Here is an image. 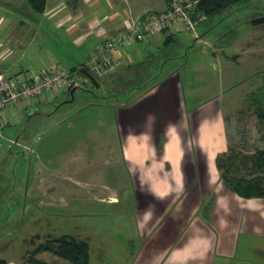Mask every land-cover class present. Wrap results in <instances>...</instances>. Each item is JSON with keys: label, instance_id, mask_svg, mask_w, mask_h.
<instances>
[{"label": "crops", "instance_id": "crops-1", "mask_svg": "<svg viewBox=\"0 0 264 264\" xmlns=\"http://www.w3.org/2000/svg\"><path fill=\"white\" fill-rule=\"evenodd\" d=\"M171 2L47 0L38 13L27 0H0V72L22 78L64 66L61 59L71 60V68L90 66V52L105 38ZM175 32L164 28L120 48V65L101 75L108 84L120 82L131 89L126 100L115 95V128L106 143L125 169V198L134 200L141 246L131 264H264V197H243L227 188L216 167V157L230 143L223 109L209 99L188 98L185 67L168 70L154 53L174 40ZM151 57L153 71L143 75ZM62 92L54 88L4 108L0 155L4 141L11 143L14 135L5 132L6 124L21 121ZM102 146L95 151L107 150ZM109 160L117 162L113 156ZM100 198L119 202L114 188ZM30 250L18 260L5 259L6 264H26L23 257ZM36 258L62 264L47 251Z\"/></svg>", "mask_w": 264, "mask_h": 264}, {"label": "rangeland", "instance_id": "rangeland-1", "mask_svg": "<svg viewBox=\"0 0 264 264\" xmlns=\"http://www.w3.org/2000/svg\"><path fill=\"white\" fill-rule=\"evenodd\" d=\"M263 16L264 0H242L194 19V31L175 32L174 40L154 52L168 70L185 67L188 98L196 95L220 105L230 143L243 154L264 147V127L255 115L256 100H264V22L252 23ZM152 58L144 64L143 75L152 73ZM60 61L70 69L75 65ZM88 68L98 87L76 72L84 90L75 91L71 99L70 89H62L54 100L5 126L14 135L11 143L4 141L0 155L2 259L18 260L49 236L63 234L89 243L90 264H131L141 246L134 200L126 199L121 189L125 169L106 144L115 128V95L126 100L131 89L120 82L108 84ZM100 145L107 150L96 152ZM111 156L117 162H110ZM111 188L119 196L114 204L100 198Z\"/></svg>", "mask_w": 264, "mask_h": 264}, {"label": "built area", "instance_id": "built-area-1", "mask_svg": "<svg viewBox=\"0 0 264 264\" xmlns=\"http://www.w3.org/2000/svg\"><path fill=\"white\" fill-rule=\"evenodd\" d=\"M185 1H173L161 12L146 13L125 31L105 38L90 52L88 57L90 68L97 75L116 69L121 63L120 54L117 52L120 48L143 40L164 28L194 31L196 23L191 15L192 2ZM201 17L203 15L199 16ZM78 84H81L79 77L70 68L60 64L38 71L34 77L20 78L0 72V140L3 129L2 112L6 106L21 98L40 95L54 88L70 89Z\"/></svg>", "mask_w": 264, "mask_h": 264}, {"label": "trees", "instance_id": "trees-1", "mask_svg": "<svg viewBox=\"0 0 264 264\" xmlns=\"http://www.w3.org/2000/svg\"><path fill=\"white\" fill-rule=\"evenodd\" d=\"M187 1L192 2L191 15L193 19H197L200 15L212 16L217 14L226 7L242 0H186L185 2ZM27 2L38 13L43 12L47 5V0H27ZM81 67L90 71L85 64L70 70L74 74L76 72L81 74ZM260 91H263V87ZM256 106L257 121L260 126L264 127V100H256ZM216 167L220 179L227 188L243 197H264V147L249 154H243L229 143L227 151L216 157ZM42 251L50 252L58 258L66 260L69 264H89V243L70 234H63L54 238L49 236L45 242L40 243L25 254L27 257L25 263L51 264L36 258V254ZM0 264H6V260L0 258Z\"/></svg>", "mask_w": 264, "mask_h": 264}, {"label": "water", "instance_id": "water-1", "mask_svg": "<svg viewBox=\"0 0 264 264\" xmlns=\"http://www.w3.org/2000/svg\"><path fill=\"white\" fill-rule=\"evenodd\" d=\"M259 22H264V16L260 17V18H257V19H254L252 21L253 24H256V23H259ZM81 71L92 82L93 85H95L97 87L99 86L96 77L89 70H87L86 68H82ZM84 89L85 88L81 84H78V85H75V86L71 87L70 90H69V95L71 96V99L73 98V95H74L75 91L84 90Z\"/></svg>", "mask_w": 264, "mask_h": 264}]
</instances>
